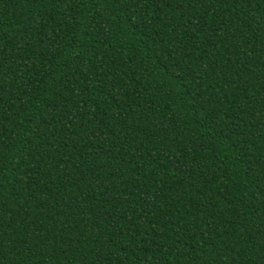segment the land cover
I'll use <instances>...</instances> for the list:
<instances>
[{
  "label": "trees",
  "instance_id": "1",
  "mask_svg": "<svg viewBox=\"0 0 264 264\" xmlns=\"http://www.w3.org/2000/svg\"><path fill=\"white\" fill-rule=\"evenodd\" d=\"M262 41L264 0H0V264H264Z\"/></svg>",
  "mask_w": 264,
  "mask_h": 264
},
{
  "label": "snow or ice",
  "instance_id": "2",
  "mask_svg": "<svg viewBox=\"0 0 264 264\" xmlns=\"http://www.w3.org/2000/svg\"><path fill=\"white\" fill-rule=\"evenodd\" d=\"M143 3H158L162 5H166L168 7H172L173 4L177 6H183V0H141ZM195 2L201 3L204 7H208L210 4H215L216 0H195ZM225 3H228L229 0H224ZM238 3H245L250 4L251 0H231V5L233 8H235L236 4ZM36 23H40V21H37ZM259 30V28L257 29ZM264 42V41H262ZM11 55V53H9ZM262 125H264V121L261 122ZM262 138H264V133H261ZM103 195V193H101Z\"/></svg>",
  "mask_w": 264,
  "mask_h": 264
}]
</instances>
